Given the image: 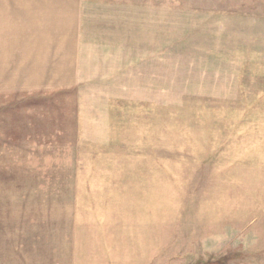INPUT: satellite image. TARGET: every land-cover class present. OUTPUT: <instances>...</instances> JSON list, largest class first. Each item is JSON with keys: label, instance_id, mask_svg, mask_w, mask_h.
Listing matches in <instances>:
<instances>
[{"label": "rangeland", "instance_id": "obj_1", "mask_svg": "<svg viewBox=\"0 0 264 264\" xmlns=\"http://www.w3.org/2000/svg\"><path fill=\"white\" fill-rule=\"evenodd\" d=\"M79 83L0 93V264H264V0H83Z\"/></svg>", "mask_w": 264, "mask_h": 264}, {"label": "crops", "instance_id": "obj_2", "mask_svg": "<svg viewBox=\"0 0 264 264\" xmlns=\"http://www.w3.org/2000/svg\"><path fill=\"white\" fill-rule=\"evenodd\" d=\"M83 0H0V93L79 83Z\"/></svg>", "mask_w": 264, "mask_h": 264}]
</instances>
